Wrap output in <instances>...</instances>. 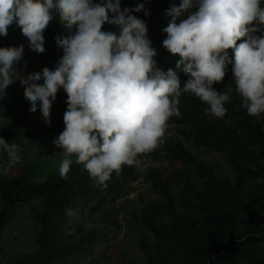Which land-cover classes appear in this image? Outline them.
<instances>
[{
    "label": "clouds",
    "instance_id": "clouds-1",
    "mask_svg": "<svg viewBox=\"0 0 264 264\" xmlns=\"http://www.w3.org/2000/svg\"><path fill=\"white\" fill-rule=\"evenodd\" d=\"M149 12L143 3L121 9V0H0V37L15 23L33 55H46L45 36L58 15L67 35L56 43L63 56L54 70L22 79L30 115L51 124L62 89L67 95L65 128L53 140L63 149L58 172L66 178L73 163L107 187L123 167L142 169L143 157L161 148L179 117L182 95L203 102L205 113L226 115L230 96L217 91L231 66L235 91L249 116L264 115V0H180L166 10L163 47L174 69L157 66V51L146 23L133 13ZM105 24L115 32L103 31ZM260 33V35H257ZM232 55L230 56L229 51ZM23 46L0 48V99L20 77ZM187 77L181 88L180 74ZM0 177L22 165L21 150L0 137ZM67 215L72 216L71 210Z\"/></svg>",
    "mask_w": 264,
    "mask_h": 264
},
{
    "label": "trees",
    "instance_id": "trees-1",
    "mask_svg": "<svg viewBox=\"0 0 264 264\" xmlns=\"http://www.w3.org/2000/svg\"><path fill=\"white\" fill-rule=\"evenodd\" d=\"M100 3V0H95ZM143 3L149 12L133 13L148 28L149 39L157 51V66L165 72L174 69L175 58L163 47V32H155L149 21L165 12L174 0H121V9ZM103 31L115 32V26L105 24ZM67 35L51 25L45 36L46 50H50L49 67L54 70L63 56L56 41ZM260 35V33H257ZM5 37H0L2 42ZM230 54V51H229ZM231 56V54H230ZM23 77L22 71H15ZM232 72L223 82L215 84L217 91L230 96L225 105L226 115L215 118L205 113L206 105L192 95H182L179 117L171 119L169 132L182 140L166 139L165 144L152 154L156 159L181 163L172 174L158 167L145 168L139 175L136 168L125 166L120 175H113L107 187L96 184L75 163L66 178L58 172L62 160L53 140L63 132L64 113L51 112L50 126L42 114L30 115L31 107L0 116V137L8 146L14 144L22 152L30 151L28 141L46 139L53 146L17 167L12 174L0 177V241L5 229L28 205L30 214L40 227L37 242L39 251L23 258H14L16 264H64L76 255H87L99 242L98 228L90 226L84 214L88 203L98 199L90 216L109 202L116 203L132 194L130 183L142 179L155 195L146 201L140 194L139 249L147 264H264V115L249 116L242 107V99L235 91ZM181 88L187 77L180 74ZM15 87L0 101L17 94ZM54 106V104H53ZM13 110V109H11ZM59 110V109H58ZM221 153L235 173V178L224 173L217 163H208L194 150ZM58 162V164H57ZM0 163L7 165L5 154ZM49 168L48 174L42 172ZM71 210L74 215H67ZM137 217V214L134 213ZM107 230L117 229L120 222L102 217ZM0 264H4L0 260Z\"/></svg>",
    "mask_w": 264,
    "mask_h": 264
},
{
    "label": "rangeland",
    "instance_id": "rangeland-1",
    "mask_svg": "<svg viewBox=\"0 0 264 264\" xmlns=\"http://www.w3.org/2000/svg\"><path fill=\"white\" fill-rule=\"evenodd\" d=\"M174 1L177 6L180 4V0ZM53 20V25H55L56 28L67 32L58 15L54 14ZM149 25L152 26L155 32L160 33L162 29L166 27V19L155 16L149 21ZM21 45L24 49L23 59L21 63L13 65V70L22 71L23 77L16 79L6 90L7 93H10L15 87H18L15 96L8 100L0 101V116L5 113L12 114L13 111H24L29 109L26 100V90L22 87L21 80L32 75H42L45 70H52L49 67L50 50H46V55L44 57L33 55L30 51L29 43L24 38L21 29L13 23L8 27V34L5 39L0 42V48L19 47ZM230 54L232 55L231 50ZM66 100L67 95L61 89L57 94V99L54 102L51 112L57 113L62 111V109H67ZM170 133L171 135L167 137L170 140H182V138H178L174 133ZM28 143L30 151L25 153L21 151L22 165L29 160H36L40 153H43L45 149L53 146L51 142L43 138L31 140L28 141ZM187 146L194 150L196 155L201 159L208 163H217L224 173L235 178V173L226 162L224 155L221 153H205L203 150H196L190 145ZM57 151L59 154L63 152V150L60 149ZM1 154L4 153L0 151V155ZM61 158L63 159L62 156ZM145 159H147L146 162ZM143 160V168L137 169L139 175H142L145 168L149 166L165 170L167 174H172L175 170L182 167L181 163L169 162L165 159H156L152 153L143 157ZM57 161L59 163L61 162V160ZM48 170L49 168L47 166H43L42 172L45 175L48 174ZM127 188L133 191L130 196L116 203L109 202L92 216H90V210L92 207H96L98 199L96 198L88 203L84 210V214L88 219L87 223L92 227L98 228L99 242L91 253L73 256L68 260V263L64 264H147L144 255L139 249L140 234L143 231L140 224L139 198L141 194L146 201H149L154 200L155 195L149 185L144 184L142 179L130 183ZM134 213L137 214V217ZM102 217H105L107 220L111 217L116 218L120 222L121 227L117 229L112 228L110 230L105 229L101 222ZM39 232L40 227L32 218L30 207L27 205L19 209L17 218L5 229L3 238L0 241V260H2L4 264H16L13 260L14 258L21 259L28 254L38 252L39 245L37 238Z\"/></svg>",
    "mask_w": 264,
    "mask_h": 264
},
{
    "label": "built area",
    "instance_id": "built-area-1",
    "mask_svg": "<svg viewBox=\"0 0 264 264\" xmlns=\"http://www.w3.org/2000/svg\"><path fill=\"white\" fill-rule=\"evenodd\" d=\"M147 161V159H145V162Z\"/></svg>",
    "mask_w": 264,
    "mask_h": 264
}]
</instances>
